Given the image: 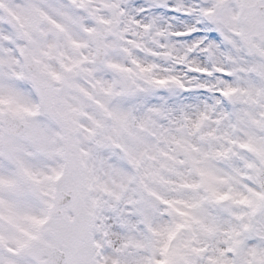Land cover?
I'll return each instance as SVG.
<instances>
[{"label": "snow or ice", "instance_id": "1", "mask_svg": "<svg viewBox=\"0 0 264 264\" xmlns=\"http://www.w3.org/2000/svg\"><path fill=\"white\" fill-rule=\"evenodd\" d=\"M0 264H264V0H0Z\"/></svg>", "mask_w": 264, "mask_h": 264}]
</instances>
